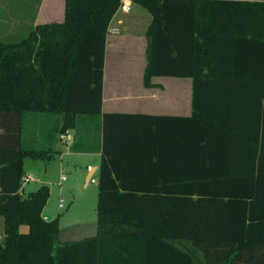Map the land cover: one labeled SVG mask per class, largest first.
<instances>
[{
    "label": "trees",
    "instance_id": "16d2710c",
    "mask_svg": "<svg viewBox=\"0 0 264 264\" xmlns=\"http://www.w3.org/2000/svg\"><path fill=\"white\" fill-rule=\"evenodd\" d=\"M131 2L151 16L143 84L190 78L191 110L102 111L121 0H64L62 21L0 39V264H264V0ZM86 122L97 233L61 243L48 186L21 193L24 160L51 159L68 129L84 148Z\"/></svg>",
    "mask_w": 264,
    "mask_h": 264
},
{
    "label": "crops",
    "instance_id": "0c3cea01",
    "mask_svg": "<svg viewBox=\"0 0 264 264\" xmlns=\"http://www.w3.org/2000/svg\"><path fill=\"white\" fill-rule=\"evenodd\" d=\"M131 4L130 0L126 10H121L118 6L107 27L103 62L102 111L188 114L191 110L189 82L182 79L174 80L173 76H155L150 81L156 86H145L143 84L145 58L143 60L142 57H144L146 44L145 31L149 23L146 25V22H142V16L144 15L141 11L137 12L139 20L118 17L120 11L128 12ZM63 12L64 0H0V39L14 41L32 27L45 23L60 22L63 19ZM136 51L140 52L138 59L135 56ZM183 83H187V101L184 100ZM40 123L41 119L30 121L27 125V132L37 133L38 127L41 126ZM83 131L84 148H72V144L76 139L75 130L68 129L66 133L70 135V138H67L65 134L58 136L53 145L56 153L51 159L58 156L61 161L64 157H68L69 162L74 166L83 163L85 169H88L84 174V184L87 185L93 178L96 182L100 150L97 147H90L92 146L93 137L98 142L101 135L90 122L85 123ZM31 136L32 139L39 138L37 134ZM26 159L28 158H25L24 164ZM51 159L31 160L48 163ZM61 163L60 168L62 167ZM31 164L33 163H29V165ZM91 170L93 172L89 177ZM31 175L32 173L27 167L24 174L27 180L24 182L29 181ZM24 182L22 183L21 193H26ZM42 216L45 219H52L44 213H42ZM19 230L26 232L28 226L22 224L19 226ZM60 232L59 229L57 239ZM74 233L75 231L68 230L66 236L63 239H58V241L62 243L94 236L97 233V221L91 225L89 232L81 238H73Z\"/></svg>",
    "mask_w": 264,
    "mask_h": 264
},
{
    "label": "rangeland",
    "instance_id": "374dc122",
    "mask_svg": "<svg viewBox=\"0 0 264 264\" xmlns=\"http://www.w3.org/2000/svg\"><path fill=\"white\" fill-rule=\"evenodd\" d=\"M139 11L145 16H142V22H146L145 24L147 25L150 21V14L146 9L134 3L129 6L128 12L120 11L118 17L139 20V16L137 15ZM146 25L144 26L145 28ZM135 56L138 59L140 52L136 51ZM142 59L144 60V57H142ZM173 79H182L189 82V90L191 89L190 78L173 77ZM183 88L184 100L187 101V83H183ZM92 142L93 145L97 143L95 137H93ZM60 162H62L61 168ZM72 162L74 163V161ZM29 163L33 164L29 165ZM73 166L74 165L69 162L68 157H64V159L60 161V157L58 156H55L48 161V163H43L39 160L34 161L28 158L24 164L25 169L28 167L32 173L30 180L24 182V191L28 192L35 190L43 183L48 186L49 195L42 209V213L50 218L58 217V225L61 231L58 239H63L68 230L75 231L72 236L73 238H81L89 232L91 225L97 221L95 212L97 185L94 180L95 178L90 180L87 185L84 184V174L88 169H85L83 163ZM92 172L91 170L89 177L92 175ZM60 174H63L65 179L59 183ZM60 198L63 199L62 207H58ZM3 235V217L0 215V242L3 239Z\"/></svg>",
    "mask_w": 264,
    "mask_h": 264
},
{
    "label": "built area",
    "instance_id": "2783aa9c",
    "mask_svg": "<svg viewBox=\"0 0 264 264\" xmlns=\"http://www.w3.org/2000/svg\"><path fill=\"white\" fill-rule=\"evenodd\" d=\"M129 3H130V0H121V3H120V5H119V8L121 9V10H126L127 9V7H128V5H129ZM65 136L67 137V138H70V135L69 134H65ZM65 179V176L63 175V174H60V177H59V183L62 181V180H64ZM25 180H27V177H23V182L25 181ZM93 180V179H92ZM22 182V183H23ZM62 201H63V199L62 198H60L59 199V207H62L63 206V204H62Z\"/></svg>",
    "mask_w": 264,
    "mask_h": 264
}]
</instances>
